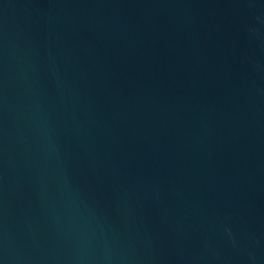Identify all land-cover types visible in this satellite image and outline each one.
Here are the masks:
<instances>
[{
  "label": "water",
  "instance_id": "1",
  "mask_svg": "<svg viewBox=\"0 0 264 264\" xmlns=\"http://www.w3.org/2000/svg\"><path fill=\"white\" fill-rule=\"evenodd\" d=\"M0 264H264V0H0Z\"/></svg>",
  "mask_w": 264,
  "mask_h": 264
}]
</instances>
